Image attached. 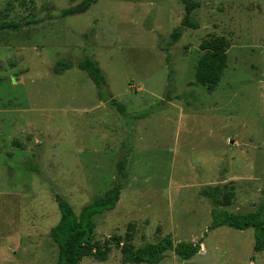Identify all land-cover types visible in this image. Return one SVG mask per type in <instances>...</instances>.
I'll return each mask as SVG.
<instances>
[{"label":"rangeland","instance_id":"obj_1","mask_svg":"<svg viewBox=\"0 0 264 264\" xmlns=\"http://www.w3.org/2000/svg\"><path fill=\"white\" fill-rule=\"evenodd\" d=\"M83 1L0 0V24L15 25L0 27V264H57L55 195L79 214L126 157L120 200L93 217L94 243L202 239L192 258L168 250L158 264H264L254 228L209 229L213 208L264 205V0H94L62 14ZM188 6L194 26L173 41ZM215 35L230 48L212 91L195 73ZM87 56L106 76L105 99L77 66ZM58 61L72 68L56 74ZM205 187L218 199L233 191L231 205ZM110 244L82 264H133Z\"/></svg>","mask_w":264,"mask_h":264},{"label":"trees","instance_id":"obj_2","mask_svg":"<svg viewBox=\"0 0 264 264\" xmlns=\"http://www.w3.org/2000/svg\"><path fill=\"white\" fill-rule=\"evenodd\" d=\"M93 1L84 0L77 6L63 9L62 14L83 13L89 9ZM191 11L192 8L188 6L181 25L176 27L171 34L173 41L179 39L184 27L194 26L189 20ZM13 25L12 23H2L0 27L6 28ZM200 48L205 52V55L198 62L195 79L196 82L207 85L213 91L221 79L223 69L227 66V52L230 48V42L224 35H215L206 38L201 43ZM167 62L170 65V55L167 56ZM77 66L88 73L98 88L100 98L105 99L103 98V92L107 86L106 76L97 61L87 56L78 62ZM71 68V64L58 61L54 72L59 74ZM108 102L122 113H125V107L112 96L108 99ZM128 158L121 159L117 163V173L113 186L93 203L84 206L79 214L74 211L67 200L59 194L55 195L60 210V219L51 228L50 235L59 248L57 264H82L83 258L90 255L98 260H104L111 250L110 241L121 247L123 260L133 264H158L168 250L174 251L182 259H190L199 253L202 239L198 243L184 241L174 244L170 238H164L158 243H147L137 249L129 242H122L121 238L117 236L106 238L102 243L93 242L96 228L93 217L105 211L113 210L116 207L120 200L123 182L128 176ZM219 193L220 189L218 187L214 189L205 187L202 190V195L213 199L217 206L231 205L234 192H225L221 199L217 198ZM212 216L213 222L209 229H215L220 226H228L237 230L254 228V250L255 252L264 250V205L260 206L256 211L242 214H230L226 210L213 208Z\"/></svg>","mask_w":264,"mask_h":264}]
</instances>
